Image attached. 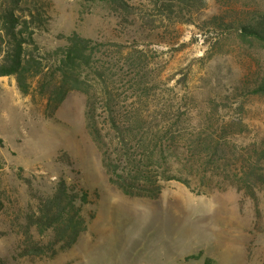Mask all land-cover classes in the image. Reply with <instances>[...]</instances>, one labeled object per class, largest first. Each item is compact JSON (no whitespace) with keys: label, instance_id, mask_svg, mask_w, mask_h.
Here are the masks:
<instances>
[{"label":"rangeland","instance_id":"rangeland-1","mask_svg":"<svg viewBox=\"0 0 264 264\" xmlns=\"http://www.w3.org/2000/svg\"><path fill=\"white\" fill-rule=\"evenodd\" d=\"M126 2L127 14L85 0L17 12L23 52L72 32L96 50L87 92L57 107L37 78L24 94L0 76V264H264V43L236 32L264 0ZM59 180L87 192L86 229L69 249L27 255L49 244L31 217Z\"/></svg>","mask_w":264,"mask_h":264},{"label":"trees","instance_id":"trees-1","mask_svg":"<svg viewBox=\"0 0 264 264\" xmlns=\"http://www.w3.org/2000/svg\"><path fill=\"white\" fill-rule=\"evenodd\" d=\"M36 0H0V30L7 36L6 50L2 51L0 58V76L14 75L18 89L26 94L28 91V79L37 78L40 92L47 96L48 103L57 107L65 96L73 90L86 91L87 82L84 78L85 69L91 67L95 55L96 44L90 39L80 37L72 32L64 37L65 43L55 49L45 52L43 56H36L34 53L23 52L22 30L28 26L26 20H20L21 12L32 7ZM86 2H101L107 4L114 12L128 13L131 7L126 0H85ZM34 7V6H33ZM253 24L240 23L236 29L237 35L245 40L252 39L264 43V15L260 16ZM17 27V28H16ZM0 32V37H2ZM30 39V36H28ZM1 52V51H0ZM264 92V81H262L256 92ZM88 98V127L92 134L99 135L95 126H91L90 119L93 107ZM111 113V106L108 105ZM112 124H115L113 115ZM116 129H119L116 126ZM119 131V130H116ZM120 133L124 134L123 131ZM123 138V136H121ZM1 144V140H0ZM139 175L142 169H138ZM145 172V171H144ZM119 180H110L126 195H141V192H132L133 182L118 176ZM138 181V180H137ZM158 191V189H157ZM152 195V194H151ZM89 203L87 192L69 186L64 180H59L53 193L41 201L38 215L31 217V223L35 225L39 233L49 232V244L43 246L38 243L26 244V254L34 256L51 255L57 250H66L75 244L79 235L85 231L86 222L81 215L84 205ZM56 247H58L56 249Z\"/></svg>","mask_w":264,"mask_h":264}]
</instances>
